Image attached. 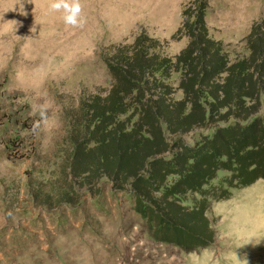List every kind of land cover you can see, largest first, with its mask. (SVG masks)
Masks as SVG:
<instances>
[{"label": "rangeland", "instance_id": "374dc122", "mask_svg": "<svg viewBox=\"0 0 264 264\" xmlns=\"http://www.w3.org/2000/svg\"><path fill=\"white\" fill-rule=\"evenodd\" d=\"M190 1L81 0L86 22L72 28L48 10V0H0V264H92L83 240L88 215L102 217L96 228L107 235L98 242L109 247L129 224L139 235L146 230L126 192L105 178L87 186L69 175L67 133L81 100L109 90L103 58L112 48L145 34L164 55L179 54L187 39L177 31ZM206 3L210 37L242 57L252 25L264 23V0ZM207 216L220 217L213 246L191 253L156 247L146 230L133 264H264V180L232 190Z\"/></svg>", "mask_w": 264, "mask_h": 264}, {"label": "trees", "instance_id": "16d2710c", "mask_svg": "<svg viewBox=\"0 0 264 264\" xmlns=\"http://www.w3.org/2000/svg\"><path fill=\"white\" fill-rule=\"evenodd\" d=\"M184 8L177 35L187 44L174 58L145 34L103 58L111 86L81 100L67 143L71 177L87 186L105 178L153 242L191 253L215 243L212 203L264 180V23L231 57L209 35L206 0Z\"/></svg>", "mask_w": 264, "mask_h": 264}, {"label": "crops", "instance_id": "0c3cea01", "mask_svg": "<svg viewBox=\"0 0 264 264\" xmlns=\"http://www.w3.org/2000/svg\"><path fill=\"white\" fill-rule=\"evenodd\" d=\"M100 220H102V217L99 215H88L84 218L83 240L85 252L89 254V258L90 260H92V264L93 259L94 264L98 263L99 261L102 262V264H133L132 254L139 251L140 247L137 244L140 242V238H143V234L146 233V230L143 229L141 231V235H139L140 233L136 232L135 226L133 224H129L126 226V231H121V237L119 238V243L117 244V246L109 247L98 242L99 239L102 240V238L107 235L105 229L96 228V223ZM153 244H155L156 247L167 246L160 243ZM122 259L124 261H122Z\"/></svg>", "mask_w": 264, "mask_h": 264}, {"label": "clouds", "instance_id": "9594fccd", "mask_svg": "<svg viewBox=\"0 0 264 264\" xmlns=\"http://www.w3.org/2000/svg\"><path fill=\"white\" fill-rule=\"evenodd\" d=\"M48 10L59 13L66 27H83L86 22L81 0H48Z\"/></svg>", "mask_w": 264, "mask_h": 264}]
</instances>
